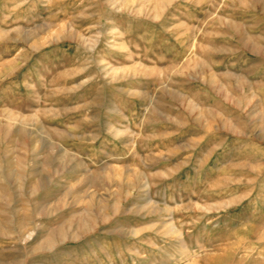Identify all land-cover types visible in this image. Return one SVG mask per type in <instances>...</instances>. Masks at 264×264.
Wrapping results in <instances>:
<instances>
[{
    "label": "rangeland",
    "instance_id": "374dc122",
    "mask_svg": "<svg viewBox=\"0 0 264 264\" xmlns=\"http://www.w3.org/2000/svg\"><path fill=\"white\" fill-rule=\"evenodd\" d=\"M0 264H264V0H0Z\"/></svg>",
    "mask_w": 264,
    "mask_h": 264
},
{
    "label": "bare ground",
    "instance_id": "6f19581e",
    "mask_svg": "<svg viewBox=\"0 0 264 264\" xmlns=\"http://www.w3.org/2000/svg\"><path fill=\"white\" fill-rule=\"evenodd\" d=\"M252 232H253V231H252ZM253 233H254V232H253ZM254 234H255V235H254V237H255V236H256V232H255ZM258 236H259L260 239L262 238V234H260V235H258ZM250 238H251V237H250ZM253 241H254V240H253ZM259 243H260V242H259ZM243 245H246V244H243ZM248 246H250V245H248ZM236 247H237V246H236ZM238 247H239V246H238ZM242 247H243V246H242ZM242 247H241V248H242ZM245 247L247 248V246H245ZM245 247H244V248H245ZM256 247H258V246H256ZM244 248H243V249H244ZM248 248H249V247H248ZM251 249H252V248H251ZM259 251H260V250H259ZM262 252H263V251H262ZM259 253H260V252H259ZM262 254H263V253H262ZM262 254H260V255H262ZM247 259H248V258H247Z\"/></svg>",
    "mask_w": 264,
    "mask_h": 264
}]
</instances>
